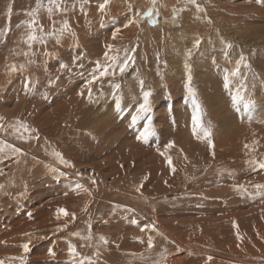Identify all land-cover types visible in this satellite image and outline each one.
I'll return each mask as SVG.
<instances>
[{"label":"rangeland","instance_id":"obj_1","mask_svg":"<svg viewBox=\"0 0 264 264\" xmlns=\"http://www.w3.org/2000/svg\"><path fill=\"white\" fill-rule=\"evenodd\" d=\"M234 4L237 21L211 30L198 29L201 17L182 15L181 8L175 19L155 7V23L121 24L135 8L151 7L149 0L116 16L96 9L98 18L106 15L102 20L90 10L78 14L87 20L80 29L72 26L70 46L45 36L29 48L27 13L36 0H0L4 264H20L12 258L21 256L25 264H73L70 246L75 259L93 264H264V188L257 187L264 185V170L251 163L264 161V0ZM213 12L204 10L203 18ZM65 17L57 13L50 21L41 9L36 18L47 33ZM118 34L122 45L109 51ZM128 56L133 59L121 74ZM104 68L109 74L100 76ZM93 76L99 79L88 86L90 101L86 84ZM189 87L203 125L211 126L212 147L201 129L193 134ZM237 91L244 99L234 102ZM144 92L151 93L150 112L143 114L152 118L147 142L137 139L147 120L132 122Z\"/></svg>","mask_w":264,"mask_h":264},{"label":"snow or ice","instance_id":"obj_2","mask_svg":"<svg viewBox=\"0 0 264 264\" xmlns=\"http://www.w3.org/2000/svg\"><path fill=\"white\" fill-rule=\"evenodd\" d=\"M87 2H88V0H82V6H83V3H87ZM156 3H157V0H149V4L151 5V7H149L147 10H145L143 12L136 11L134 17L132 19H129L128 22L124 25V27L127 28V27L131 26L132 24L138 25L140 20H143V19H147L150 23H155L153 16L156 12V10H155ZM188 3L194 5L198 12L204 11V9L201 8L200 5L197 3V0H188ZM108 4H109V0H103V3L98 4V6H97L98 10L103 13ZM71 7L74 8L75 5L73 4V5H71ZM41 9H43L47 13L48 18L51 21L52 17L57 13H59L61 15L68 13V11H69L68 0H36V8L33 9L31 12L27 13V15L29 17H31V19L27 22V27H28L29 31H28L27 38L25 41L28 44L29 48H31L33 46V44H35V43H45L46 42L45 36L55 38L56 42L59 43L60 38L62 36H64L65 34H69V35L72 34L71 33V27H70L68 20H63L59 29H56L55 27H53L52 31L45 33L43 25L40 24L39 20L36 18ZM9 13H11V7H9ZM176 16H177V12L174 10L173 11V19H175ZM137 17H139V19H137ZM53 25H55V21H53ZM17 27H20V25H17ZM37 29L39 30V34H38ZM7 30L10 31V28ZM117 31H119V30L117 29ZM113 38H115V33H113ZM199 44H200V41H199V39H197L195 42V46H199ZM228 47H231V45L229 44ZM107 48L109 50H112L113 46L111 44H109V45H107ZM191 54H192L191 51H189L188 56H191ZM105 57L108 59H111L114 63L118 59L116 56L109 57L107 52L105 53ZM132 59H133V57L128 56L119 64V71L121 74H123L126 71L127 66H128V61L132 60ZM243 60H244V58H243V56H241V61H243ZM62 67H66V66L62 65ZM185 67L188 68L189 66L187 64H185ZM98 70H99V65H98ZM108 74L109 73H108L107 68H104V70L100 72V76H105ZM238 74H239V68H237L235 71H233L231 73L232 76H236ZM97 79H99V77L93 76V78L87 82L86 87L90 86ZM190 80H191V77L189 76V81ZM224 81H225L224 87L226 89H228L229 88V77L225 76ZM113 87L116 89H119L120 85L117 83V84L113 85ZM188 93H189V96H191L193 98V104L195 105V112L192 116L193 134L198 135L197 129H201L203 132V137L207 138L209 146L212 147L213 144H212V140H211V126L209 125L208 127H205L203 125L202 119H201V114H200V106L195 101V93H194V90L191 89V87L188 88ZM80 95H83V92H81ZM150 95H151L150 92H144V94H143L144 102L142 104H140L137 116L132 117L133 123H135L138 118L147 120V123L144 125L143 130L140 132L139 136H137L138 140H143L144 142H147L148 137L153 134L151 116L150 115H148V116L143 115L145 113L150 112L149 102H148ZM88 97H89V100L91 101V98H92L91 87H88ZM232 99L234 102H236L238 100L244 99V97L241 96L239 91H237L236 94L233 95ZM245 107H247V103H245ZM169 111H171V108H169ZM20 127H24L25 131H27V128L23 124H21ZM17 130H19V129H17ZM172 146H173V144L170 142L166 146V148H171ZM8 147H11V146L9 145ZM245 147H248V145H245ZM0 151H3V148H0ZM12 151L18 152L20 150L17 148H12ZM161 154L164 155V153H161ZM55 155L60 158L61 163H65V164L69 163L68 161L63 159V157L60 153H55ZM167 162L169 164V167L172 168V161H171L170 157L167 158ZM251 163L258 164V167L260 169L264 170V161H261V162L252 161ZM172 171L174 172L175 169L172 168ZM0 187H3V186L0 185ZM80 187H82V186L76 185V188H80ZM240 187L242 188L243 186H240ZM257 187L258 188H264V185H257ZM137 190L139 191V189H137ZM85 191H87V189H85ZM59 212L63 213L65 216L68 215V212L65 209H60ZM74 218L75 217L73 215V219ZM142 231H143V229H142ZM74 235H79V234L74 233ZM88 238L90 239L91 237L89 236ZM99 239L104 244L108 243L107 239L103 236H100ZM238 239H239V236H238ZM148 246H149V248L153 247L151 238H149V240H148ZM22 247H23V250L25 253L30 251L29 245L27 243H25ZM49 251L51 252V249ZM70 252L72 253V255L74 257L73 264H93L91 259L87 258V257L84 259H79V260L75 259V257L77 256V253H76V249L74 246H70ZM12 259H18L20 261V264H25V257H23V256L13 257ZM208 259L210 260L211 257H209ZM0 264H4V261L0 260Z\"/></svg>","mask_w":264,"mask_h":264},{"label":"bare ground","instance_id":"obj_3","mask_svg":"<svg viewBox=\"0 0 264 264\" xmlns=\"http://www.w3.org/2000/svg\"><path fill=\"white\" fill-rule=\"evenodd\" d=\"M89 1V0H88ZM92 2V6L89 7L87 5H85L83 3V6H82V0H68V5H69V11L67 14H65V20H67V18L69 16H75V20L77 22L74 21L73 19V22L71 21H68L69 24H70V27L71 29L73 28L72 26H76L78 29L81 28V22L83 21V19L87 20L86 18L84 17H80L78 16V14H81L83 16V13L85 14L86 11H90L92 10V12H94L96 9L98 10V4L102 3L101 0H90ZM144 0H109V4L107 5V9L109 10V13L113 16H116V15H119V13H121V9L122 7L124 6H129L130 8H135V7H139L141 5V3L143 2ZM234 1L236 0H197V3L200 5L201 8H203L204 10L206 11H212V10H215V12L209 14L208 18L205 20L203 18V13L202 12H198L196 10V7L190 3H188V0H157V3L155 5V7L158 9L159 11V14L162 15L163 17H170L172 14H173V11L175 10L177 12V15L180 14V9H184L185 12L182 13V15H185L186 13H188L189 11H195V15L196 17H201V24L198 25V29L200 30H211V26L214 25V28H218V25H221V24H224V23H229V22H236L237 19H232L235 14H236V11L239 10L240 11V8L238 6H236L234 4ZM248 1V0H247ZM75 5V7H71V5ZM82 6V7H81ZM148 7L147 5L145 6V8L143 9V11L147 10ZM157 9H155L157 11ZM221 10L222 13L220 14L219 18H220V22L218 24H215L217 23V14H216V11L217 10ZM105 11V10H104ZM134 15H135V12L136 11H139L138 8H135L134 10ZM141 11V12H143ZM244 12V11H243ZM90 13V12H89ZM101 13V12H100ZM91 14V13H90ZM94 14H96L94 12ZM103 13H101L102 15ZM245 14V13H244ZM89 15V14H88ZM238 15V14H237ZM236 15V16H237ZM92 16V15H91ZM106 15H103L101 17H104ZM89 17V16H88ZM93 17V16H92ZM96 18H98V15L96 14L95 16ZM101 17H99L101 19ZM119 17V16H118ZM98 18V19H99ZM236 18V17H235ZM81 19V20H79ZM89 19V18H88ZM91 19V18H90ZM89 21L91 22L92 19ZM137 19H139V17H137ZM227 19H230L229 21L226 22ZM240 19V18H239ZM238 19V20H239ZM102 20V19H101ZM115 20V19H114ZM106 21V20H105ZM109 21V20H107ZM111 21V19H110ZM219 21V20H218ZM99 22L98 21V25H99ZM128 22V21H127ZM207 22V24H206ZM101 23V22H100ZM107 23V22H106ZM112 23V22H111ZM124 23V25L126 24V22H121V24ZM113 25V24H112ZM121 28V26L119 27ZM118 29V28H116ZM131 29V27H130ZM129 29V30H130ZM123 31V30H122ZM121 32V31H120ZM127 32V30H126ZM130 32H132V29L130 30ZM119 33V32H118ZM122 33V32H121ZM112 34V33H111ZM113 35V34H112ZM129 35V34H128ZM116 36V35H115ZM119 36V34H118ZM122 36V34L120 35ZM119 36V37H120ZM127 36V35H126ZM131 36V35H130ZM133 36V35H132ZM129 37V36H128ZM70 38H74V37H71L70 35H64L62 36V43L64 45H68L70 46V44H72ZM113 38V37H112ZM116 38V37H115ZM125 38V37H124ZM131 38V37H130ZM129 38V39H130ZM110 39V38H109ZM117 39V38H116ZM114 40V43L112 44L113 48L112 49H115L117 47H119L120 45H122L121 43V39L122 37H120L119 40ZM108 40V39H106ZM111 39V41H113ZM109 41V40H108ZM128 44V43H127ZM215 45V44H214ZM61 47V46H60ZM61 51L63 52V49H61ZM108 51V50H107ZM110 51V50H109ZM79 52V51H78ZM106 53V52H105ZM81 57H78V56H75L74 59L75 60H80ZM60 60V59H59ZM72 61V60H71ZM59 102V101H58ZM43 125V124H42ZM75 127V126H74ZM133 165V164H132ZM47 176V175H46ZM204 188V187H203ZM163 236L165 235L164 233L162 234ZM167 236V235H165ZM175 236V235H174ZM171 241L174 243L173 245H177V246H181V247H184L185 245L183 243H179L177 242V240H175L173 237L169 236ZM174 240V241H173ZM190 250V249H189ZM194 256V255H192ZM197 257V256H196ZM217 258V257H216ZM236 263V262H235Z\"/></svg>","mask_w":264,"mask_h":264}]
</instances>
